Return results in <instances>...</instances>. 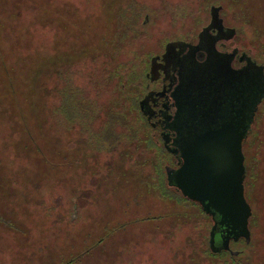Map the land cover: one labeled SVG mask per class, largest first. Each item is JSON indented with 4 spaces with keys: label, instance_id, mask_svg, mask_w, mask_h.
Wrapping results in <instances>:
<instances>
[{
    "label": "rangeland",
    "instance_id": "374dc122",
    "mask_svg": "<svg viewBox=\"0 0 264 264\" xmlns=\"http://www.w3.org/2000/svg\"><path fill=\"white\" fill-rule=\"evenodd\" d=\"M213 9L264 62V0H0V264H264V102L244 146L252 240L237 257L211 252L199 204L162 194L174 160L134 109L151 57ZM68 92L85 116L68 117Z\"/></svg>",
    "mask_w": 264,
    "mask_h": 264
},
{
    "label": "flooded vegetation",
    "instance_id": "af4514ba",
    "mask_svg": "<svg viewBox=\"0 0 264 264\" xmlns=\"http://www.w3.org/2000/svg\"><path fill=\"white\" fill-rule=\"evenodd\" d=\"M210 17L194 39L163 44L135 87L134 109L150 127V141L174 160L166 170L179 168L181 153L198 136L230 122L245 132L244 153L264 102V65L234 42L236 29L224 25L217 9ZM245 169L247 175L246 157ZM241 241L231 240L230 249Z\"/></svg>",
    "mask_w": 264,
    "mask_h": 264
},
{
    "label": "water",
    "instance_id": "95a60500",
    "mask_svg": "<svg viewBox=\"0 0 264 264\" xmlns=\"http://www.w3.org/2000/svg\"><path fill=\"white\" fill-rule=\"evenodd\" d=\"M243 114L244 111L239 116ZM239 125L230 122L198 136L181 153L179 168L167 170L170 186L213 217L215 223L210 231L209 246L214 254L231 251V240L250 241L251 238L252 209L244 186L245 132L240 131ZM231 254L238 252L231 251Z\"/></svg>",
    "mask_w": 264,
    "mask_h": 264
},
{
    "label": "trees",
    "instance_id": "16d2710c",
    "mask_svg": "<svg viewBox=\"0 0 264 264\" xmlns=\"http://www.w3.org/2000/svg\"><path fill=\"white\" fill-rule=\"evenodd\" d=\"M262 64L264 65V62H262ZM73 94L74 93H72V92H68L67 93V96L65 98L66 101L64 102L63 108L65 107L66 110L68 109V111H67L69 113L68 117H70V118H74L75 116L78 117L79 115L85 116L83 113H85V111H88V107H86V106L82 107L79 104L80 101H79L78 97L76 95H73ZM100 136H101V139L104 140L109 145H112L111 143H114L113 140H116V138L121 137V136H117L113 132V130L110 128V125H107V128L105 129V131ZM150 147L151 148H155L159 152L158 147L152 141H150ZM164 169H165V174L161 173L160 176H158V178H159V188H160V191L162 192V194L165 197H167V198L178 199V200H183V201H189L174 186H170L169 180H168L166 166L164 167ZM166 184H167L168 187H166ZM170 190H172L173 192H176V194H179V195L175 196V194L172 193ZM189 202H192V201H189ZM192 203H195V202H192ZM195 204H198V203H195ZM250 207H251V205H250ZM251 209H252V207H251ZM252 215H253V211H252ZM252 215H251V217H252ZM251 217H250V219H251ZM250 219H249V224H250ZM249 229H250V225H249ZM250 233H251V230H250ZM242 240L245 242V244L249 245L251 243V240H252V235H251L250 241H246L245 239H242ZM231 251H234V250L231 249ZM231 251H227L226 250V251H222V252H220L218 254H222V253L227 252L230 255L234 256V257H237V256L242 254L241 251H234V252H238V254L237 255H233V254H231Z\"/></svg>",
    "mask_w": 264,
    "mask_h": 264
}]
</instances>
